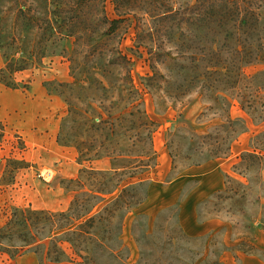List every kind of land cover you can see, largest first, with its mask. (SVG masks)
<instances>
[{
    "label": "trees",
    "instance_id": "1",
    "mask_svg": "<svg viewBox=\"0 0 264 264\" xmlns=\"http://www.w3.org/2000/svg\"><path fill=\"white\" fill-rule=\"evenodd\" d=\"M106 1L0 0V51L5 61L0 82L6 87L29 89L31 81H18L17 75L41 66L47 57L65 56L72 37L77 45L88 46L87 56L108 55L109 63L124 73L120 99H115L111 83L110 88L103 87L102 114L94 108L78 109L66 96L70 114L66 122L72 125H64L59 135L65 145L73 142L81 157L106 158L111 167L83 168L79 178L71 179L77 193L66 209L5 208L0 217L1 254L16 259L32 252L41 264H132L123 240L124 222L149 197L148 171L159 165L157 123L143 107L144 93L132 75L133 57L121 47L106 49L114 35L135 30L136 52L140 57L148 54L152 71L145 78L146 87L163 102L182 103L181 98L196 90L211 103L225 104L222 109L209 105L203 112L224 115L205 131L179 126L170 131L169 181L192 166L231 155L234 142L247 130L243 119L231 116L235 98L256 122H264V73L247 71L264 62V0H113L114 18ZM18 138L14 147L25 153L27 146ZM251 147L233 165L236 176L226 173L224 188L200 204L202 222L223 221L213 233L192 236L178 225L168 228L171 246L159 249L148 241L153 237L148 216L137 215L133 236L142 250V264H152L149 251L168 252L155 259L156 264H225L222 255L229 249L237 257L241 252L262 253L255 239L257 229H264V130L253 137ZM4 159L0 156V162ZM29 165L24 155L7 158L0 184L13 185L19 171Z\"/></svg>",
    "mask_w": 264,
    "mask_h": 264
},
{
    "label": "rangeland",
    "instance_id": "2",
    "mask_svg": "<svg viewBox=\"0 0 264 264\" xmlns=\"http://www.w3.org/2000/svg\"><path fill=\"white\" fill-rule=\"evenodd\" d=\"M106 7L109 16L116 17L113 0H107ZM93 38L94 41L99 39L97 34H94ZM136 38L135 30L130 29L122 36L114 35V38L108 41L106 49L111 51L121 47L133 57L132 75L138 89L144 93L143 107L157 123L154 143L159 154V165L148 171L151 179L150 194L139 208L127 214L123 229V240L131 251L130 262L142 264V250L133 236L138 214L148 216L150 233L153 236L148 241L152 240L158 244L159 249H168L171 246L168 228L175 229L182 225L188 234L205 237L223 226L220 219L202 222L198 214L200 204L220 190L219 183H224L226 173L236 176L233 173V165L239 161L243 151L252 150V139L264 130V122H256L247 110L241 108L240 100L235 98L230 106L231 116L234 119H243L247 130L234 142L231 155L202 162L201 168L192 166L169 181L172 172V157L168 145L170 131L177 126L205 131L209 126L221 122L224 115L216 110L206 114L203 112L209 105L222 109L225 104L211 103L196 90L181 98L182 103L176 100L172 103L163 102L165 99L158 98L146 87L145 78L148 73H152L147 61L149 56L146 52L143 57L138 55ZM105 39L106 36H102V44ZM66 47L68 53L65 56L47 57L41 66L17 75L18 81H31L29 89H11L0 82V156L5 157L0 162V179L7 158L20 159L24 155L30 163L29 167L19 171L13 185L4 187L0 184V217L3 216L5 208L11 205H33L38 209L51 210L66 209L77 193V187L70 184L71 179L79 178L83 168L93 166L102 170L111 167V164L102 162V159L90 161L81 157L74 143L65 145L59 140V135L64 125H67V128L72 125L66 122L70 118L66 96L78 109L91 111L94 108L102 114V96L105 93L103 87L110 88L111 83L115 99H120L118 94L124 73L109 63L108 55L87 56L88 46L82 42L77 45L75 37L66 42ZM4 62L0 51V68L4 66ZM162 71L166 72L164 69ZM247 71L251 74L264 73V62L248 67ZM61 84H68L71 88ZM109 94L112 95L111 92ZM99 120L97 117L96 122ZM18 136L22 137L27 146L25 153L14 147L19 144ZM204 176L208 178L205 186L201 188V178ZM195 189L197 194L188 200L189 194ZM1 221L0 218V224ZM198 222L202 224V230L196 234L195 225ZM158 225L162 227L161 231L156 230ZM260 232H264V229L258 228L256 236ZM230 237L231 233L228 232L227 239ZM165 243L168 247L163 246ZM259 244L264 245L263 234ZM260 249L262 253L258 255L241 252L238 257L235 250L229 249L223 253L222 259L225 264H264V248L260 246ZM172 250L176 249L172 247ZM148 256L150 263L156 264L155 259L165 258L168 252L153 254L149 251ZM0 264L41 263L34 253L29 252L16 259L9 254L0 253Z\"/></svg>",
    "mask_w": 264,
    "mask_h": 264
},
{
    "label": "crops",
    "instance_id": "3",
    "mask_svg": "<svg viewBox=\"0 0 264 264\" xmlns=\"http://www.w3.org/2000/svg\"><path fill=\"white\" fill-rule=\"evenodd\" d=\"M102 162H105L106 164H111L110 163V160L109 159H102ZM196 168H201V165H199V166H196ZM207 176H204V177H202L201 178V183H200V187L201 188H203L204 186H205V182H207ZM223 186H224V183L223 182H220L219 183V188L221 189V188H223ZM197 189H195V190H193L190 194H189V196H188V198H190V199H188V200H191L192 198H193V196L194 195H196L197 194ZM202 228V224H200V222H198L196 225H195V233L197 234L198 232H201V229ZM259 231L260 230H258V233H259ZM263 234V236H264V232H260V234H257V236H256V239H255V243L260 247H263L264 248V245L262 244V245H260L259 244V240H260V236ZM260 235V236H259Z\"/></svg>",
    "mask_w": 264,
    "mask_h": 264
}]
</instances>
